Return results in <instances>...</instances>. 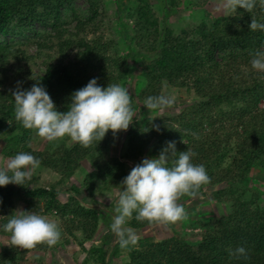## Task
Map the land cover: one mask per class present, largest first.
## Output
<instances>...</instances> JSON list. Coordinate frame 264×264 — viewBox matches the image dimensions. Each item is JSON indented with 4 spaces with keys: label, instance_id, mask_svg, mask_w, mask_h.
<instances>
[{
    "label": "trees",
    "instance_id": "obj_1",
    "mask_svg": "<svg viewBox=\"0 0 264 264\" xmlns=\"http://www.w3.org/2000/svg\"><path fill=\"white\" fill-rule=\"evenodd\" d=\"M78 1L0 0V139L5 141L4 157L10 160L18 152H30L40 160L39 167L60 176V183L71 180L83 163L89 162L92 171L85 175L81 187L71 188L93 197L121 190V181L128 175L126 161L140 163L147 155L158 157L166 142L175 141L177 151L191 149L196 153L193 163L203 164L210 177L199 195L209 189L213 201L226 210L206 222L194 221L197 228L193 232L199 231L191 235L157 242L139 240L125 248L128 260L123 264H264V191L252 185L254 171L264 176V73L253 70L250 64L252 54L264 51V31H250L248 27L252 18L264 22V3L258 0L252 12L238 9L211 20L201 10L202 21L177 34L165 22L172 14L170 10L164 9L160 19L151 0H135L126 13L133 26L125 29V34L132 35L128 36L130 53L124 55L114 38L102 31L99 19L104 17L105 0H84L88 4L85 15L73 8ZM169 4L175 7L179 2L171 0ZM64 9H69L76 21L74 29L71 22L64 21ZM32 43L37 47L35 56L48 53L42 74L27 67L36 57L26 58L20 49ZM24 60L26 68L17 73L22 79L10 89L7 64ZM134 77L143 81L138 93L130 95L134 114L139 106L143 113L149 112L144 107L145 98L161 95L165 85L193 93L194 102L177 116L132 122L120 158L109 157L107 152L122 131L115 135L109 131L102 141L87 147L65 136L37 149L35 130L25 129L15 119L11 94L18 86L29 89L39 82L57 110L65 112L71 94L92 78L107 87L109 83L123 86ZM47 186L34 177L23 186L0 188V234L10 237L2 225L21 201L23 211L58 215L64 233L73 237L81 233V244L92 241L101 222L98 211L73 197L62 203L59 185ZM180 197L185 203L191 198ZM134 217L135 213L127 225L135 231L158 224ZM237 246L248 249L250 258L231 257L229 251ZM48 248L40 244L23 249L11 243L0 252V264H24L35 249ZM120 249L113 254L121 256ZM98 254L97 261L109 264L103 247Z\"/></svg>",
    "mask_w": 264,
    "mask_h": 264
},
{
    "label": "clouds",
    "instance_id": "obj_2",
    "mask_svg": "<svg viewBox=\"0 0 264 264\" xmlns=\"http://www.w3.org/2000/svg\"><path fill=\"white\" fill-rule=\"evenodd\" d=\"M257 2L227 0L226 7L230 12L238 9L252 12ZM248 27L250 31H264V22L252 18ZM250 64L253 70L264 73V51L257 50L252 54ZM11 96L16 121L25 129H34L37 136L49 142L67 136L87 147L94 141H102L109 131L114 135L126 131L134 117L128 89L119 83L103 87L97 78L71 94L65 112L57 110L46 88L39 82L29 89L18 86ZM173 104L174 98L170 94L150 95L144 100V107L150 111L164 110ZM153 127L159 130L158 126ZM195 155L191 149L177 151L176 142L168 141L158 157L142 159L123 178L109 225L121 249L138 242V235L125 227L134 213L137 221L164 224L186 218L184 207L177 203L179 197L196 198L201 186L210 182L205 166L193 163ZM39 166L40 160L30 152H18L5 168H0V188L9 184L23 186L30 179L32 170ZM2 228L10 233L12 245L23 249L40 244L53 247L61 239L58 224L33 211H15ZM229 255L236 259L250 258L249 250L244 246L230 250Z\"/></svg>",
    "mask_w": 264,
    "mask_h": 264
},
{
    "label": "rangeland",
    "instance_id": "obj_3",
    "mask_svg": "<svg viewBox=\"0 0 264 264\" xmlns=\"http://www.w3.org/2000/svg\"><path fill=\"white\" fill-rule=\"evenodd\" d=\"M170 1L171 0H151L154 10L160 19L162 18V14L165 15L163 11L164 9L172 12L169 19L165 22L177 34L199 24L202 21L201 10L208 13L210 20L220 16H227L229 14L226 7L227 0H178L179 5L175 7L170 6ZM134 3L135 0H105V5L103 6V10L101 12L104 13V17L99 19L102 20L103 23V33L106 36L114 38L118 48L124 55L130 53L128 36L132 35L130 32L125 34V29L133 26V24L127 20L126 13L134 7ZM119 7H121L122 14H119ZM73 8L81 15H85L88 12V4L84 0L76 2ZM119 16L123 19H119ZM62 17L64 21L71 22V28L74 29L76 21L72 19L69 9L63 10ZM20 49L22 52H25L24 57L26 58L37 54V47L36 45H33V43L27 46H22ZM47 54L48 53L46 52V54L44 53V56H35V60L30 61L27 64V67L30 66L33 72L42 74L44 71L43 60L47 59ZM149 58L153 59V57L150 56ZM24 62L25 60L22 61V63L11 61L7 64V86L10 89L14 88L22 79V77L17 73H19L21 68H26ZM141 81L142 79L134 77L123 86L128 89L130 95H136L138 93L137 91L139 90L140 83H143V81ZM162 94H170L174 98V104L170 108L156 111L148 110L149 112L143 113L142 106H139L134 114L132 122H139L145 117L157 119L177 116L188 105L194 102L195 96L193 93L187 92L185 89H177L167 85H165ZM130 125L126 131H122L118 140L108 150L107 156L117 158L122 157L127 147V132ZM35 143L37 149H43L49 141L36 135ZM4 147L5 141L0 139V168H5L7 162L9 161L4 157ZM145 158L151 157L147 155ZM126 163L128 165V173L136 164H138L130 161H126ZM91 171V165L89 162H85L82 165V169L71 180L60 183V176L47 169L38 167L32 170L30 178H40L44 187H48L47 184L50 183L59 185L58 198L62 203H67L69 198L73 197L80 201L84 206L96 209L101 216V222L99 223L94 239L81 244L83 241L81 233H75L74 237L70 236L67 232L64 233L61 228L62 221L58 215L54 213L52 215L45 216L58 224L61 230V239L55 246L48 248L46 251L35 249L27 256L24 264H101L100 261H97L99 257L98 250L101 247H103L107 252L106 260L109 264H123L128 260V250L126 249H120L119 253L121 256L119 257L113 254L117 248H120V246L118 240L110 231L109 227L111 223V216L114 214L112 210L116 206V200L120 190L114 189L112 191L96 193L93 197H88L84 191L77 194L71 188L73 185L81 187L83 178ZM252 175L253 178H255L252 185L258 186L264 191V176L262 173L259 170H256ZM177 203L184 207L187 214L185 219L172 224L158 223L142 231L133 230L139 237L138 241L141 239H149L152 242H157L170 239L176 235H191L199 231L197 230L193 232V230L197 228L195 224L193 225L194 221L200 220L202 222H206L209 217L213 215H220L226 210L225 207L222 205L218 206L213 201L212 191L209 189H205L201 195L196 198H189L186 203L184 199L179 197ZM15 206V211L23 210L21 201H17ZM125 227L130 228L127 223ZM106 236H109V239L105 240L104 238ZM67 240H69L70 243L66 244ZM10 244V237L0 234V252L3 249L8 248Z\"/></svg>",
    "mask_w": 264,
    "mask_h": 264
}]
</instances>
